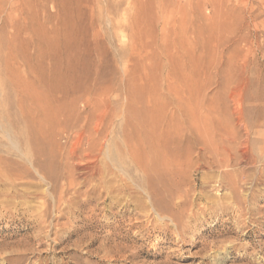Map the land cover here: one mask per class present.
<instances>
[{
	"label": "rangeland",
	"instance_id": "1",
	"mask_svg": "<svg viewBox=\"0 0 264 264\" xmlns=\"http://www.w3.org/2000/svg\"><path fill=\"white\" fill-rule=\"evenodd\" d=\"M38 38L46 76L110 91L99 159L56 110L89 94L48 90ZM132 85L165 114L147 171ZM0 264H264V0H0Z\"/></svg>",
	"mask_w": 264,
	"mask_h": 264
},
{
	"label": "bare ground",
	"instance_id": "2",
	"mask_svg": "<svg viewBox=\"0 0 264 264\" xmlns=\"http://www.w3.org/2000/svg\"><path fill=\"white\" fill-rule=\"evenodd\" d=\"M150 1V0H149ZM158 1V0H157ZM152 2V1H151ZM160 2V1H159ZM150 3V2H149ZM154 5V4H153ZM245 5V4H244ZM150 6V5H149ZM152 6V5H151ZM156 8V7H155ZM161 8V7H160ZM151 9V8H150ZM154 9V8H152ZM165 9V8H164ZM160 10V9H159ZM151 11V10H150ZM153 11V10H152ZM162 11V10H161ZM164 11V10H163ZM141 12V11H140ZM150 14V12H148ZM163 13V12H162ZM141 14V13H140ZM166 14V12H165ZM138 15V14H137ZM148 15V14H147ZM155 15V14H154ZM150 16V15H149ZM147 17V16H146ZM157 17V16H156ZM138 18V17H137ZM160 18V17H159ZM164 18V17H163ZM168 18V17H167ZM140 19V18H139ZM145 19V18H144ZM156 19V18H155ZM158 19V18H157ZM137 20V19H135ZM146 20V19H145ZM153 20V19H152ZM161 20V19H160ZM140 21V20H138ZM136 22V21H135ZM143 22V21H142ZM141 22V23H142ZM140 23V24H141ZM156 23V22H155ZM161 23V21H160ZM139 25V24H138ZM142 25V24H141ZM148 25V24H147ZM151 25V22H150ZM157 25V23H156ZM140 26V25H139ZM150 27V26H149ZM148 27V28H149ZM151 28V27H150ZM153 28V27H152ZM160 28V27H159ZM162 28H160L161 30ZM202 29V28H201ZM39 35L41 36V32H43L44 28L41 27L38 29ZM151 30V29H150ZM164 30V29H163ZM197 30V29H196ZM204 30V29H202ZM201 30V31H202ZM206 30V29H205ZM204 30V31H205ZM162 31V30H161ZM200 31V32H201ZM194 32V31H193ZM203 32V31H202ZM57 33V32H56ZM153 33V32H152ZM163 33V32H162ZM165 33V32H164ZM195 33V32H194ZM204 33V32H203ZM43 35V34H42ZM142 35V34H141ZM156 35V34H155ZM158 35V34H157ZM202 35V34H201ZM200 35V37H201ZM169 36V35H168ZM199 36V33H198ZM140 37V36H139ZM150 37V36H149ZM155 37V36H154ZM153 38V35H152ZM156 38V37H155ZM153 38V39H155ZM158 38V37H157ZM156 38V39H157ZM161 38V37H160ZM246 38V37H244ZM41 40V47L39 48L38 55L41 58L42 61L39 60L36 66V71H39L41 73L44 72V66H43V58L45 59L46 54L48 53L46 50L47 43L41 39L38 38V40ZM140 39V38H139ZM56 40V39H55ZM141 40V39H140ZM160 40V39H159ZM247 40V39H246ZM143 41V40H142ZM141 41V43H142ZM152 41V40H151ZM154 41V40H153ZM157 41V40H156ZM167 41V40H166ZM57 42V41H56ZM238 42V41H237ZM240 42V41H239ZM250 42V41H249ZM53 43V41H52ZM144 43V42H143ZM147 43V42H146ZM151 43V42H150ZM159 43V41H158ZM50 44V43H49ZM70 44V43H69ZM155 44V43H154ZM202 44V43H201ZM206 44V43H205ZM240 44V43H239ZM243 46H245L243 43H241ZM250 44V43H249ZM253 44V43H252ZM251 44V45H252ZM68 45V44H67ZM145 45V44H144ZM147 45V44H146ZM149 45V43H148ZM153 45V44H152ZM159 45V44H158ZM203 45V44H202ZM225 45V44H224ZM229 45V44H228ZM250 45V46H251ZM183 46V44H182ZM238 46V45H237ZM50 47V46H49ZM48 47V48H49ZM160 47V46H159ZM177 49L178 46L176 45ZM185 49V46H183ZM182 47V48H183ZM158 48V47H157ZM243 48V47H242ZM188 49V48H187ZM186 49V50H187ZM157 50V49H156ZM182 50V49H181ZM189 50V49H188ZM250 50V49H249ZM161 51V50H160ZM178 51V50H177ZM180 51V49H179ZM191 51V50H190ZM234 51V50H233ZM253 51V50H252ZM159 52V51H158ZM169 52V51H168ZM172 52V51H170ZM175 52V51H174ZM173 52V53H174ZM236 52V51H235ZM157 53V52H156ZM163 53V52H162ZM238 53V52H237ZM253 53V52H252ZM154 54V52H153ZM171 54V53H170ZM176 54H178L176 52ZM184 54V53H183ZM188 54V51H187ZM190 54V53H189ZM188 54V55H189ZM192 54V53H191ZM200 54V53H199ZM233 54V53H232ZM251 54V53H250ZM168 55V54H167ZM174 55V54H172ZM171 55V56H172ZM181 55V54H180ZM245 55V54H244ZM160 56V55H159ZM176 56V55H175ZM179 56V55H177ZM191 56V55H190ZM200 56V55H199ZM253 56V55H251ZM156 57V56H155ZM183 57V55H182ZM247 58V57H246ZM50 67V66H49ZM69 69H72L74 67V64L69 63L68 66H66ZM64 65H62L61 60H55L53 62L52 67L50 68V74L49 76H46L45 72L43 73V84L48 87V90H57V89H65L70 84H73V91L74 92H86L89 94V97L87 98V101L84 102V107L88 109V113L85 115H82L81 112L78 111L76 108V101L78 100V97H74L71 99L68 104L62 103L61 106L56 109L57 115L60 114L61 116H65V122L66 123H77L80 127L79 133L80 137L86 138V146H81L79 149V153H77L76 158L80 159L83 157H92L95 159H99L100 155L106 154V151H104L103 144L105 143L104 139L109 136V127L111 120L109 118V122H107V110L111 106V100L109 98V90L106 87L105 90L97 92V88L99 87L100 83L102 82V79L96 77L95 79H91L89 75H85L87 72H83L79 75L73 74L71 77L67 75V69ZM75 68V67H74ZM48 71V72H49ZM263 71V70H262ZM86 76V81L82 83V77ZM147 80V79H146ZM38 82V81H37ZM41 82V81H40ZM149 82V81H148ZM147 82V83H148ZM36 84V82H35ZM144 84V82L142 83ZM72 88V87H71ZM149 90V87L147 86H139L136 88V86H131L129 88L130 95L127 98V111L125 114V123L127 126L131 127L133 134H124V138L122 140V143L127 145L128 142L133 140L136 143V148L133 151L136 163L138 164V168L141 170L147 171L149 167L148 161L150 160L155 162V150H156V141L154 139L155 135V127H157V124L159 121H161L163 115V112L161 114V110L159 109V106L157 105V101L155 102L154 96L151 94ZM67 92V91H65ZM68 94V93H67ZM127 97V96H126ZM63 99V98H62ZM35 102V100H34ZM36 104V103H35ZM146 104V105H144ZM57 106V105H56ZM51 108V107H50ZM49 111V110H48ZM45 112V111H44ZM50 112H47L49 114ZM54 113V111H53ZM45 114V113H44ZM56 114V113H54ZM116 116H119V113H116ZM56 115V116H57ZM165 115V114H164ZM163 115V116H164ZM55 116V117H56ZM112 117V115H110ZM167 116V114H166ZM59 117V115H58ZM173 117V116H172ZM48 118V116H47ZM49 118H52L49 117ZM48 118V119H49ZM57 118V117H56ZM174 118V117H173ZM44 119V118H43ZM168 119V117H167ZM47 120V119H46ZM45 120V121H46ZM56 120V119H55ZM51 123V121H50ZM53 123V121H52ZM47 124V123H46ZM159 126V125H158ZM122 127V126H121ZM158 128V127H157ZM124 133V132H123ZM158 138V137H157ZM156 138V140H157ZM18 144V143H17ZM134 144V143H133ZM158 144V143H157ZM159 145V144H158ZM19 147V146H18ZM76 147V146H75ZM134 148V147H133ZM132 148V149H133ZM73 152V151H72ZM74 154V152H73ZM74 156V155H73ZM117 157V156H116ZM108 158V157H107ZM72 159V158H71ZM114 159L119 167H121V170L125 172L124 168L126 167L124 164V160L119 158H112ZM157 159V158H156ZM91 160V159H90ZM153 162V163H154ZM102 163V164H101ZM99 165H97V170L99 172L102 171L103 166L105 167V163L101 162ZM152 163V164H153ZM154 166V165H152ZM154 168V167H153ZM94 169V168H93ZM92 169V170H93ZM151 171V169L149 168ZM154 171V170H153ZM96 172V171H95ZM98 173V172H97ZM141 173V172H140ZM148 173V172H146ZM154 173V172H153ZM96 174V173H94ZM149 174V173H148ZM70 181V180H69Z\"/></svg>",
	"mask_w": 264,
	"mask_h": 264
}]
</instances>
